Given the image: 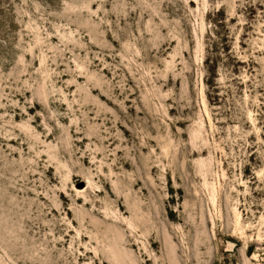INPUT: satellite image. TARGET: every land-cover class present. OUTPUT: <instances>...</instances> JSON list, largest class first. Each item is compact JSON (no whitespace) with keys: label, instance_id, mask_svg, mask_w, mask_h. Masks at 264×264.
<instances>
[{"label":"rangeland","instance_id":"1","mask_svg":"<svg viewBox=\"0 0 264 264\" xmlns=\"http://www.w3.org/2000/svg\"><path fill=\"white\" fill-rule=\"evenodd\" d=\"M0 264H264V0H0Z\"/></svg>","mask_w":264,"mask_h":264}]
</instances>
